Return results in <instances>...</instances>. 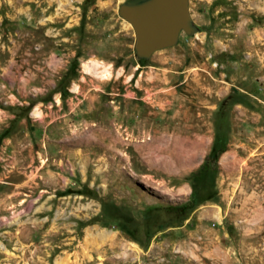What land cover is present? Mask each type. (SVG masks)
<instances>
[{"label":"rangeland","instance_id":"1","mask_svg":"<svg viewBox=\"0 0 264 264\" xmlns=\"http://www.w3.org/2000/svg\"><path fill=\"white\" fill-rule=\"evenodd\" d=\"M124 1L0 0V264H264V0Z\"/></svg>","mask_w":264,"mask_h":264},{"label":"water","instance_id":"2","mask_svg":"<svg viewBox=\"0 0 264 264\" xmlns=\"http://www.w3.org/2000/svg\"><path fill=\"white\" fill-rule=\"evenodd\" d=\"M118 14L132 26L138 57L176 44L180 32L191 35L189 0H132L119 5Z\"/></svg>","mask_w":264,"mask_h":264},{"label":"bare ground","instance_id":"3","mask_svg":"<svg viewBox=\"0 0 264 264\" xmlns=\"http://www.w3.org/2000/svg\"><path fill=\"white\" fill-rule=\"evenodd\" d=\"M86 66H87V67H89V65H88V64H86ZM91 129H92V128H88V130H91Z\"/></svg>","mask_w":264,"mask_h":264}]
</instances>
